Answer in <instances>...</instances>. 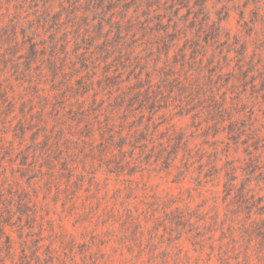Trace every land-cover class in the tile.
Here are the masks:
<instances>
[{"label": "rangeland", "instance_id": "374dc122", "mask_svg": "<svg viewBox=\"0 0 264 264\" xmlns=\"http://www.w3.org/2000/svg\"><path fill=\"white\" fill-rule=\"evenodd\" d=\"M206 10L207 25L195 0H0V264H161L145 243L153 229L170 264H219L172 227L171 211L200 205L218 213L216 241L233 236L247 264H264V234L251 235L245 213L220 224L225 169L237 167L241 180L258 165L264 175V0H207ZM158 25L175 37L168 52ZM159 69L183 102L168 99L155 115L154 143L132 152L126 141L119 154L117 134L111 148L107 134L88 137L86 121L105 122L119 94L105 71L127 91ZM124 108L113 117L122 136L150 115ZM172 135L187 146L168 168L158 145L171 151ZM213 166L220 174L205 177ZM122 203L141 213L143 251L111 219ZM132 229L123 230L130 239Z\"/></svg>", "mask_w": 264, "mask_h": 264}, {"label": "trees", "instance_id": "16d2710c", "mask_svg": "<svg viewBox=\"0 0 264 264\" xmlns=\"http://www.w3.org/2000/svg\"><path fill=\"white\" fill-rule=\"evenodd\" d=\"M181 1L188 2V0ZM155 2L156 1H154L152 5H154ZM206 2L207 0H195V5L198 7L199 12L203 15V22H205V25H207L206 21H208V11L206 10ZM152 5L150 4L148 5V7H151ZM168 10H170V8H168ZM157 27V32H159L160 30L161 32H163V35H161L162 37L160 38L163 39V46L167 49L168 52L169 49L172 47L175 37L172 34H167L166 26L161 27L158 25ZM209 29L211 30V32H213L212 38H216L220 33L219 23L212 24ZM121 30L122 28L119 27L118 34H122ZM122 38L123 37H121V39ZM244 52L245 48L243 47L241 55H243ZM165 54L167 55L168 53ZM110 74L111 73H109L108 71H105V75H103L102 79L111 84V86H117L116 88L119 91V94L116 97L117 99L115 101L116 104L114 106V112L109 113V115L106 116L105 122L103 123L101 121L98 122L97 118L99 116L97 115L94 117L95 124H93V121L90 122L87 120L85 128L88 137H92L94 135L95 130H98L101 133V139H103L107 134V138L105 139V141L102 142V144L106 148H111L114 145L116 146L115 134H117V137L121 140L119 144V154L121 153V146L125 145L126 141H129L130 146L132 148V152H134V150L136 149H139L144 152L143 150L145 148V143H154L155 140L154 131H149L150 127L152 126L155 130L158 127V125L154 124L155 115L160 110L168 108V99H178V102L181 105L183 101H181L180 96L181 94H183V91L182 89H180L178 91L180 92L179 94H174L173 88H175V81H170L169 73L161 71V69L156 70V73H148L145 79H140L141 77L137 75L134 76L135 82L130 85L127 91H121V89L119 88L120 83L119 81H117L119 77H112ZM155 78H157L158 84L153 83V80ZM112 79L113 82H111ZM183 86L184 88H186V85ZM172 94L174 96H172ZM124 104V115H131L132 118L136 117V115L133 114H136L135 112L137 109L140 111L142 116L144 115L145 111L150 113L149 117L146 120V124L142 125L141 121L139 123L134 122L132 125L131 134H128L126 136H122L121 133H114L113 131V117L116 113H118V111L120 110V108L123 107ZM223 112L224 110L221 109L218 114L222 115ZM82 117L83 119H85L87 118V115L82 114ZM230 132L232 133L233 131L230 129ZM171 139H175L173 135L170 136L169 142ZM175 140L177 141V143L172 145L171 151H168L163 145V143H159L158 145V147H160L161 149V151L159 152L160 156L165 152L167 153L163 157V162L167 164L168 168L173 166L174 162L177 160L178 149L180 148L181 144L184 148H186L187 146L186 141L182 143L181 136L179 137V141L178 139ZM157 158L159 160L160 157L158 156ZM183 159L185 160L183 161ZM189 160L190 157L188 155L181 159L185 168L184 172H181V175L184 178L188 174L187 171L189 167L187 166V163ZM125 165H127V163ZM125 165H122L120 162L118 167L120 166V168H122V166ZM249 168L251 169L248 170L246 168L241 170L244 176L241 180L239 179L237 167L231 166L225 169V182L223 184V193L225 198L228 199L229 205L231 206H228L227 203V209L225 210L224 218L220 222V224H223L224 221L233 223L232 219L234 216H239V214L245 213V217L247 218V220L250 221L249 225L252 231L251 235L254 232H259L260 236H262L264 234V196L260 195V192H262L263 189L258 185V189L256 186L253 187L252 182H259L260 180L264 182V175L262 172H260L258 175H255V171L261 170L263 167H258V165H254V167ZM212 170L213 172L209 175H206L205 177L216 176L219 175L221 172V169L215 166L212 167ZM202 206L203 205H200L197 209H190L188 206H183L181 208H176L175 211H171L170 213H172V215L174 216V222H172V227L181 229L178 233L179 236L181 237L182 233H184L186 235V239L190 242V244L197 252L202 253L206 248H208V258H216L219 264H247V260H249V255L247 252H241L240 249L236 248L237 243L234 240L233 236L229 241L230 243H223L222 240L216 241L214 239L216 230L220 227L218 213L217 211H215L211 215L210 212L206 211ZM122 208L123 212L119 215H114L113 213H111V219L114 223L118 222L117 220H120V230L122 231V234L125 237L123 238V242L129 245L131 248L137 247L141 251H143L145 247L143 246V230L145 229L140 225L139 216L141 215V213L138 212L137 208L131 209L129 205L125 203H122ZM253 217H255L256 219H253ZM170 223L171 222L169 221V224ZM128 228L132 229L131 239L130 234H127L126 231H123L124 229L128 230ZM234 229L235 228L231 225L229 226L227 231L229 232V234H232ZM149 231V237L145 243L146 246L149 248V252L151 253V260L157 258L158 255H161L160 263L170 264L169 253L166 250H162L161 253H156L161 248L159 243L155 241L156 230L153 229ZM242 232L244 234H247L246 231ZM221 233L222 235H224L226 232L222 229ZM262 240H264V238H262ZM216 242L219 243L215 245ZM241 256L242 259L240 260L239 258H241ZM173 264L176 263L173 262Z\"/></svg>", "mask_w": 264, "mask_h": 264}]
</instances>
